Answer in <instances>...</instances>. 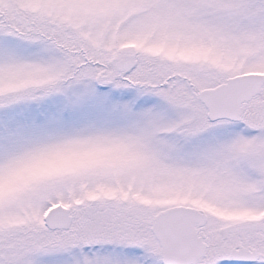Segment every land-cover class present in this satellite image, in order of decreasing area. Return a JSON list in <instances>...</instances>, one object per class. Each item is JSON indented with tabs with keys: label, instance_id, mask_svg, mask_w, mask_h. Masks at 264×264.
<instances>
[{
	"label": "snow or ice",
	"instance_id": "1",
	"mask_svg": "<svg viewBox=\"0 0 264 264\" xmlns=\"http://www.w3.org/2000/svg\"><path fill=\"white\" fill-rule=\"evenodd\" d=\"M0 264H264V0H0Z\"/></svg>",
	"mask_w": 264,
	"mask_h": 264
}]
</instances>
